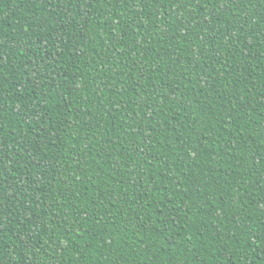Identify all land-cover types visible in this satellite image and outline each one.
<instances>
[{
    "label": "trees",
    "instance_id": "trees-1",
    "mask_svg": "<svg viewBox=\"0 0 264 264\" xmlns=\"http://www.w3.org/2000/svg\"><path fill=\"white\" fill-rule=\"evenodd\" d=\"M0 264H264V0H0Z\"/></svg>",
    "mask_w": 264,
    "mask_h": 264
}]
</instances>
